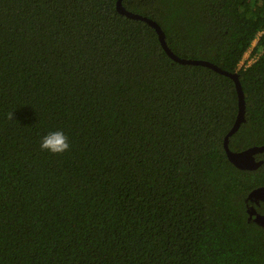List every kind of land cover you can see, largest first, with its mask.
Returning <instances> with one entry per match:
<instances>
[{"label":"trees","instance_id":"obj_1","mask_svg":"<svg viewBox=\"0 0 264 264\" xmlns=\"http://www.w3.org/2000/svg\"><path fill=\"white\" fill-rule=\"evenodd\" d=\"M117 2L0 0V264H264V153L244 170L224 147L233 79ZM123 6L237 72L229 146L264 145V0ZM58 130L69 150L42 151Z\"/></svg>","mask_w":264,"mask_h":264},{"label":"water","instance_id":"obj_2","mask_svg":"<svg viewBox=\"0 0 264 264\" xmlns=\"http://www.w3.org/2000/svg\"><path fill=\"white\" fill-rule=\"evenodd\" d=\"M117 9L119 13L129 18L145 21L150 26H152L158 34L162 47L174 61L181 63V64L201 65L204 67H208L220 74L226 75L233 79L236 89H237V93H238L239 110H238L237 119L234 125L232 126V128L229 130V132L225 136L224 147H225L229 160L238 168L244 169V170L258 169L262 165L263 160H258L256 158V155H258L259 153H264V145H254V146L248 147L240 151H234L229 146L230 137L239 130L241 124L245 121V114H246L245 93H244V90H243V87L240 81L239 74L237 72L234 73L226 69H223L219 65L213 63L212 61L206 60V59H195V58H186V57L178 56L168 45L167 40H166V33L158 22L151 19L150 17L144 16L138 13H134L128 10L126 7L123 6V0H118ZM248 199L252 203L260 204V202L264 200V186H260V187L253 189L249 193ZM248 212H249L250 218L253 219V221L261 225H264V214L259 213L254 205L249 206Z\"/></svg>","mask_w":264,"mask_h":264},{"label":"clouds","instance_id":"obj_3","mask_svg":"<svg viewBox=\"0 0 264 264\" xmlns=\"http://www.w3.org/2000/svg\"><path fill=\"white\" fill-rule=\"evenodd\" d=\"M12 118V114H10ZM40 148L42 151H49L53 154H62L69 150L68 137L63 131L49 132L41 138Z\"/></svg>","mask_w":264,"mask_h":264},{"label":"rangeland","instance_id":"obj_4","mask_svg":"<svg viewBox=\"0 0 264 264\" xmlns=\"http://www.w3.org/2000/svg\"><path fill=\"white\" fill-rule=\"evenodd\" d=\"M257 56H258V55H252V48H251V49L246 53L245 58H244V61L242 62V65L251 63L252 61L255 60V58H256Z\"/></svg>","mask_w":264,"mask_h":264}]
</instances>
